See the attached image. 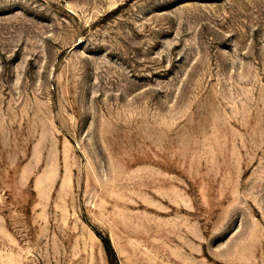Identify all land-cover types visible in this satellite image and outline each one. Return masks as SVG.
<instances>
[{
  "label": "rangeland",
  "instance_id": "rangeland-1",
  "mask_svg": "<svg viewBox=\"0 0 264 264\" xmlns=\"http://www.w3.org/2000/svg\"><path fill=\"white\" fill-rule=\"evenodd\" d=\"M0 264H264V0H0Z\"/></svg>",
  "mask_w": 264,
  "mask_h": 264
}]
</instances>
